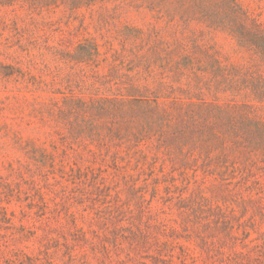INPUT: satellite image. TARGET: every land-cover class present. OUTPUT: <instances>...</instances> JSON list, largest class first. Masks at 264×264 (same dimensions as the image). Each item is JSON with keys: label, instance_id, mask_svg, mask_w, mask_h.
Masks as SVG:
<instances>
[{"label": "rangeland", "instance_id": "1", "mask_svg": "<svg viewBox=\"0 0 264 264\" xmlns=\"http://www.w3.org/2000/svg\"><path fill=\"white\" fill-rule=\"evenodd\" d=\"M222 1L0 0V264H264V149L212 137L208 161L144 126L263 100Z\"/></svg>", "mask_w": 264, "mask_h": 264}, {"label": "trees", "instance_id": "2", "mask_svg": "<svg viewBox=\"0 0 264 264\" xmlns=\"http://www.w3.org/2000/svg\"><path fill=\"white\" fill-rule=\"evenodd\" d=\"M222 3L225 16L220 22H223L224 28L232 33L240 46L264 55V24L250 13H242L232 0H223ZM175 105L178 107L176 115L168 109H157L153 116L155 120L145 123V132L161 128L164 144L175 143L180 150L187 143L188 148L197 154L199 152L200 157L204 153L208 161H212V137L224 149V154L219 155L223 157L230 158L234 154L238 157L241 152L264 149V98L260 104L213 102L200 107H196L195 103ZM123 125L131 126L128 122ZM191 156L197 159L196 154L191 153L185 161L188 162Z\"/></svg>", "mask_w": 264, "mask_h": 264}]
</instances>
